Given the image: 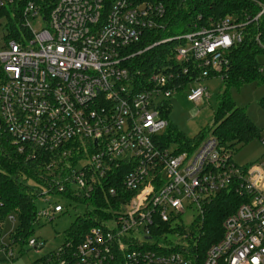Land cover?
I'll list each match as a JSON object with an SVG mask.
<instances>
[{"label": "built area", "instance_id": "built-area-1", "mask_svg": "<svg viewBox=\"0 0 264 264\" xmlns=\"http://www.w3.org/2000/svg\"><path fill=\"white\" fill-rule=\"evenodd\" d=\"M21 1L25 32L0 44V147L48 161L53 168L37 197L48 203L54 194L89 196L102 178L118 177L132 192L79 242L64 241L31 264H197L180 250L167 251L152 231L179 224L181 214L192 216L190 223L203 218L224 190L241 201L201 264H264V151L256 163L239 166L211 133L182 150L162 143L165 101L177 90L196 103L207 98L203 80L229 66L227 53L248 21L227 15L159 39L165 13L159 2L0 0V9ZM263 13L264 6L254 20ZM254 39L264 49V32ZM170 41L171 60L146 61L147 51ZM259 138L264 148V130ZM1 208L0 201V260L14 262L24 247L44 248L32 234L16 235V216L2 217ZM62 210L59 203L36 206L34 223Z\"/></svg>", "mask_w": 264, "mask_h": 264}, {"label": "trees", "instance_id": "trees-1", "mask_svg": "<svg viewBox=\"0 0 264 264\" xmlns=\"http://www.w3.org/2000/svg\"><path fill=\"white\" fill-rule=\"evenodd\" d=\"M134 2H159L165 9L162 18L163 27L154 35L169 37L192 30L198 26H209L218 19L227 15H233L238 21H248L243 27L242 41L232 46L227 53L230 59L229 66L220 75L224 84V90L218 97L217 109L214 114V124L210 129L215 137L217 145L222 152H225L232 159L235 151L246 142L256 136H260L256 123L248 116L244 107L238 106L229 94L230 86H240L248 82H264L262 75V64L257 61V56L264 53L254 39L255 33L264 32V13L256 20L254 17L264 6V0H133ZM52 4V3H51ZM23 2L15 3L0 9V18H5L2 26L3 38H17L20 32L25 30L22 27L21 8ZM48 5H44L43 14H47ZM176 41L161 43L145 53L146 61L151 63L155 60L162 63L164 60H171L172 47ZM210 75L206 77L210 78ZM198 71L192 72L190 77L185 73L181 82L195 78ZM259 105L264 109V95L259 99ZM163 116L167 119L168 125L164 130L163 144L171 142L178 144V149L191 147V144H198L202 136L191 140L178 131L169 122L170 100L165 101ZM48 161L43 158L26 159L22 152L13 150L12 147L3 145L0 147V201L2 203L1 216L13 213L18 222L16 235L28 237L32 234V225L35 220L36 199L38 190L46 183L44 178L48 176L51 168ZM107 181L101 179L98 187L89 195H74L72 198L85 201L86 206L92 205L86 210L85 217H77L72 226L66 231L65 242L71 241L74 244L79 242L83 234L93 225L112 215L114 210L120 208L121 197L127 199L132 192L122 187L121 179ZM33 181L34 185L29 184ZM117 188V194L110 195L108 188ZM67 195L66 193H63ZM239 196L230 190L218 193L209 203L203 218L197 217L189 225L176 224L171 222L160 223L158 228L153 229L157 234L156 242L162 241V250L182 251L185 256L201 264L206 249L222 237V221L233 212L240 202ZM167 233V235H166ZM176 233L178 237L172 239ZM165 234V235H164ZM176 241V242H174ZM183 243V244H182ZM154 248L159 245L153 243Z\"/></svg>", "mask_w": 264, "mask_h": 264}, {"label": "rangeland", "instance_id": "rangeland-1", "mask_svg": "<svg viewBox=\"0 0 264 264\" xmlns=\"http://www.w3.org/2000/svg\"><path fill=\"white\" fill-rule=\"evenodd\" d=\"M5 18H0V44L3 42L2 26ZM257 61L262 64V75L264 78V53L258 54ZM218 73H212L215 75ZM203 84L208 89V97L198 103L189 101L186 98V90H177L171 93L169 122L187 138L194 140L199 136H209L210 129L214 124V114L217 109L218 97L224 90V84L220 75H215L203 80ZM229 94L238 106L244 107L248 116L256 123L259 131L264 130V109L259 105V99L264 95V82H248L240 86H230ZM264 148L259 136L241 145L232 155V160L239 166L256 163L261 159ZM29 184L34 185L33 181ZM50 203L42 197L36 199V206L41 208L46 205L59 203L63 210L54 213L52 220L42 218L32 225V235L44 241L45 246L41 250L24 247L20 257L14 262L0 260V264H31L38 258L46 255L51 250L59 247L66 238V231L72 226L77 217H85L86 210H90L92 205H87L85 201H80L68 197L67 195L54 194L49 196ZM192 216L181 214L176 223L189 225ZM11 223L4 226L6 240H9ZM172 239L175 240L174 237ZM19 250V248H17Z\"/></svg>", "mask_w": 264, "mask_h": 264}]
</instances>
